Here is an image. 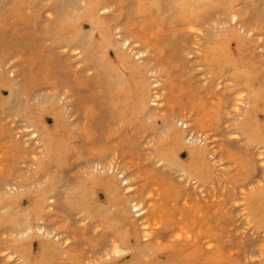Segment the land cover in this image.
Returning <instances> with one entry per match:
<instances>
[{"label":"rangeland","instance_id":"1","mask_svg":"<svg viewBox=\"0 0 264 264\" xmlns=\"http://www.w3.org/2000/svg\"><path fill=\"white\" fill-rule=\"evenodd\" d=\"M263 150L264 0H0V264H264Z\"/></svg>","mask_w":264,"mask_h":264},{"label":"bare ground","instance_id":"2","mask_svg":"<svg viewBox=\"0 0 264 264\" xmlns=\"http://www.w3.org/2000/svg\"><path fill=\"white\" fill-rule=\"evenodd\" d=\"M238 17H240V16H237V14H233V20H235V21H238ZM245 29V28H244ZM130 40L129 39H126V42H129ZM130 49V48H129ZM140 53V52H139ZM159 79H156V84L158 85V83H159ZM160 93H162L163 94V92H160ZM161 94V95H162ZM154 96H156L155 94H154ZM159 97H160V95H157L156 97H154L155 99V101H157L158 99H159ZM237 98H239L238 96H237ZM160 102V101H159ZM237 104V103H236ZM254 104V103H253ZM235 106H237V105H235ZM236 110V109H235ZM160 113V112H159ZM161 114V113H160ZM149 115V114H148ZM153 116V115H152ZM173 118V117H172ZM32 124V123H31ZM33 126V125H32ZM32 126H30V127H32ZM33 130H32V133L31 134H33L34 136H36V138H38L39 139V141H40V136L42 137L43 135H41V133H40V131H39V129H37L35 126H33V128H32ZM198 135V134H197ZM200 135H198V137H199ZM187 138L188 139H193L194 138V135L193 134H189V135H187ZM196 138V137H195ZM199 139V138H198ZM204 139V138H203ZM195 142V141H194ZM45 146V145H44ZM262 152H264V150L262 151ZM114 158V157H113ZM57 160H59V159H57ZM112 160V159H111ZM110 160V161H111ZM160 160V159H159ZM113 161V160H112ZM107 162L109 163V161L107 160ZM101 163H104V161L103 162H101ZM110 164V163H109ZM214 164V163H213ZM92 165V164H91ZM108 165V164H107ZM106 165V166H107ZM95 166H96V164H95ZM215 166V165H214ZM108 167H110L109 165H108ZM107 167V168H108ZM90 169V168H89ZM105 169V168H104ZM110 169V168H109ZM111 169L113 170V169H115V166H111ZM120 169V168H119ZM86 170H87V167H86V169L84 170V172H86ZM115 171V170H114ZM96 173V172H95ZM101 173V172H100ZM120 173L124 176V172L121 170L120 171ZM189 173V172H188ZM89 174H91V173H89ZM93 174V173H92ZM91 174V175H92ZM90 176V175H89ZM88 177V176H87ZM93 177V176H92ZM130 178V177H129ZM129 178L127 177V176H124V182L126 183V184H129V182H130V180H129ZM195 179V178H194ZM55 184H57L56 182H55ZM132 185H129V187H131ZM8 188V187H7ZM55 188H56V186H55ZM126 188V187H125ZM6 190V189H5ZM5 190H3V191H5ZM10 189H8V191H9ZM55 190V189H54ZM2 191V190H1ZM2 191V192H3ZM7 191V192H8ZM55 192V191H54ZM152 192V191H151ZM6 193V192H5ZM4 193V194H5ZM1 194V193H0ZM3 194V195H4ZM9 193H6V196L8 195ZM135 194V193H134ZM2 195V196H3ZM148 195H149V193H148ZM147 195V196H148ZM255 195V194H254ZM4 197V196H3ZM43 197V196H42ZM6 198V197H5ZM49 198V197H48ZM54 198V197H53ZM143 198V197H142ZM2 200V199H1ZM50 200V199H49ZM142 201V200H141ZM132 203H133V209L135 208V210L137 211V214L138 215H140V216H142L143 218H144V220H141L142 221V224L145 226V227H148V225L150 224V222L153 220V217H152V220L150 221V217L147 215V211H148V209H149V206H145V205H143L141 202H139V201H137V200H133L132 201ZM42 219H43V217H42ZM156 224H160V221L159 220H156V222H155ZM187 224V223H186ZM41 226V225H40ZM40 226H36L35 225V227H37V228H35V229H39V227ZM45 227V226H44ZM185 228V227H184ZM183 228V229H184ZM34 229V228H33ZM40 229L43 231H45L46 230V228H43V227H40ZM25 230H27L26 232L27 233H29L28 231H30V230H32V228L30 227V226H28V228H26ZM143 230V229H142ZM188 230V229H187ZM187 230H185V231H180L179 232V237H186V238H191V235L189 234V231H187ZM32 231H35V230H32ZM35 232H37V230L35 231ZM48 232V233H47ZM126 232H127V230H126ZM141 232H143V231H141ZM155 232V231H154ZM45 233V232H44ZM46 233L47 234H49V228H48V231H46ZM51 233H52V230H51V232H50V236H51ZM24 234V233H23ZM53 234V233H52ZM177 234V233H176ZM176 234H175V236H176ZM58 235H60V233H58ZM49 236V237H50ZM153 232H151L150 230L149 231H147L146 233H144V237H146V238H148V239H150L151 237L153 238ZM155 237V236H154ZM53 238H55V237H53ZM57 238H58V236H57ZM69 238V237H68ZM151 238V239H152ZM157 238V237H156ZM176 238V237H175ZM51 239H52V237H51ZM51 239H49V240H51ZM67 239V238H66ZM66 239H64V240H66ZM177 239V238H176ZM54 241H55V239H53ZM116 240V239H115ZM111 241V243L113 242V246H112V248L110 249V251L107 253V254H109V253H114V254H120L122 251H123V247L118 243V242H116V241ZM186 240V239H185ZM62 241V240H61ZM47 242H48V240H47ZM55 243V242H54ZM58 244H60V241H58L57 242ZM109 243H110V241H109ZM110 243V244H111ZM149 243V242H148ZM49 244H52V243H49ZM53 245V244H52ZM150 245V244H149ZM148 245V246H149ZM60 246H63V245H60ZM106 247V246H105ZM150 247H152V246H150ZM209 247V246H208ZM6 250H8V249H6ZM58 250V249H57ZM105 251V250H104ZM14 253V252H13ZM13 253H8V254H12L13 255ZM144 253V252H143ZM66 254H67V252H66ZM65 254V255H66ZM70 254V253H69ZM8 256V255H7ZM12 257V256H11ZM19 258H20V255H19ZM21 259V258H20ZM24 261V260H23ZM28 261V260H27ZM25 262V261H24ZM23 263V262H22ZM24 264V263H23ZM61 264V263H60Z\"/></svg>","mask_w":264,"mask_h":264}]
</instances>
